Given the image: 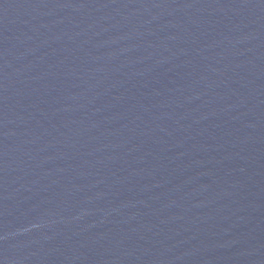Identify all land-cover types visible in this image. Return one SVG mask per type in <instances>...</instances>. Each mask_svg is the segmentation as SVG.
Returning <instances> with one entry per match:
<instances>
[{
    "label": "water",
    "instance_id": "1",
    "mask_svg": "<svg viewBox=\"0 0 264 264\" xmlns=\"http://www.w3.org/2000/svg\"><path fill=\"white\" fill-rule=\"evenodd\" d=\"M0 264H264V0H0Z\"/></svg>",
    "mask_w": 264,
    "mask_h": 264
}]
</instances>
